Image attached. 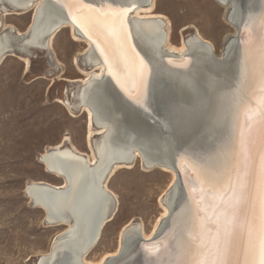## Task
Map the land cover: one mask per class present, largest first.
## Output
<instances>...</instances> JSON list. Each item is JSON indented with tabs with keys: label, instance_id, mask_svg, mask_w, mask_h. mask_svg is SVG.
<instances>
[{
	"label": "bare ground",
	"instance_id": "6f19581e",
	"mask_svg": "<svg viewBox=\"0 0 264 264\" xmlns=\"http://www.w3.org/2000/svg\"><path fill=\"white\" fill-rule=\"evenodd\" d=\"M217 2L235 29L225 36L221 52L197 28L196 34L185 37L190 25L184 26L175 43L170 21L157 10L156 0H0L3 16L32 10L24 30L0 20V62L15 52L17 37L26 35L24 45L45 51L52 48L54 36L68 28L74 40L85 44L81 53L89 66L81 67L78 56L74 58L82 75L68 82L81 85L77 90L67 85L62 100L68 108L77 103L86 114L88 151L65 135L39 157L45 171L60 183L32 180L25 185L34 206L44 211L50 224L61 227L36 264H198L207 258L204 245L211 247L215 238L213 216L220 206L216 197L227 193L245 173L248 190L229 259L232 264L260 259L258 251L250 252V240L258 249L264 0ZM93 8L102 16L129 10L121 20L115 16L98 20ZM237 24L243 37H236ZM245 53L247 75L240 102L233 104L228 93L241 81ZM21 58L27 68L31 58ZM249 127L245 156L240 138ZM138 156L144 168L171 174L159 200L162 212L150 230L134 220L125 223L116 249L93 259L91 251L115 217L111 205L116 193L110 177L120 168L132 167ZM200 188L202 205L196 202ZM205 215L208 227L201 236L199 224Z\"/></svg>",
	"mask_w": 264,
	"mask_h": 264
},
{
	"label": "rangeland",
	"instance_id": "374dc122",
	"mask_svg": "<svg viewBox=\"0 0 264 264\" xmlns=\"http://www.w3.org/2000/svg\"><path fill=\"white\" fill-rule=\"evenodd\" d=\"M156 6L170 21V36L175 43L180 41L184 26L190 25L185 37L196 34L197 28L221 52L225 36L235 30L217 0H156ZM0 13V20L24 30L32 10L22 15ZM24 36L14 40L15 52L0 62V264H36L61 230L46 220L44 211L34 206L24 191L32 180L61 181L45 171L39 161L41 153L65 135L88 151L84 140L86 114L77 103L68 108L62 102L67 85L73 90L81 85L68 82L82 75L74 58L78 56L81 67H89L86 55L81 53L85 44L74 40L68 28L61 29L53 38L52 48L45 51L24 45ZM21 56L31 58L27 68ZM136 121L140 123V119ZM142 165L138 156L132 167L120 168L110 177L116 193L111 205L115 217L107 224L100 244L91 251L93 259L116 249L125 223L134 220L150 230L162 212L159 200L171 174Z\"/></svg>",
	"mask_w": 264,
	"mask_h": 264
},
{
	"label": "snow or ice",
	"instance_id": "6c2138e0",
	"mask_svg": "<svg viewBox=\"0 0 264 264\" xmlns=\"http://www.w3.org/2000/svg\"><path fill=\"white\" fill-rule=\"evenodd\" d=\"M129 9H121L118 13H107L106 16H102L101 13L93 8L92 11L96 13L98 20H104L109 17L115 16L117 20H121ZM113 38L116 37V33L112 34ZM262 61H264V49H262ZM247 54L245 53V59L243 62V70L241 72L240 83L228 93V99L230 103L239 104L240 94L243 87L244 79L247 75ZM221 118H223L221 116ZM253 119V113L250 109L248 111V120ZM262 125H264V113H262ZM251 132V128H246L241 132L240 146L242 155L247 154L248 150V137ZM248 190L247 174L237 178L234 186L230 188L227 193H222L216 198L220 201L219 211L214 214L213 221L216 224L215 238L211 247L204 245L207 249L206 259L199 261L198 264H232L229 259L232 250V241L237 228L240 225V209L244 204L245 197ZM200 199L196 200V190H193V199L197 203L203 204L204 189H199ZM260 193H261V223L259 231V244L258 249L252 248L250 240V252L258 251L260 259L258 261L253 260L250 264H264V159L261 162V174H260ZM207 213V209H203ZM209 217L205 215L201 218L199 224V233L201 236L207 231ZM150 252H154L155 249L150 248Z\"/></svg>",
	"mask_w": 264,
	"mask_h": 264
},
{
	"label": "water",
	"instance_id": "95a60500",
	"mask_svg": "<svg viewBox=\"0 0 264 264\" xmlns=\"http://www.w3.org/2000/svg\"><path fill=\"white\" fill-rule=\"evenodd\" d=\"M238 28H239V32L237 34V38L243 37L244 36V32L242 31V27L240 26V24H237Z\"/></svg>",
	"mask_w": 264,
	"mask_h": 264
}]
</instances>
